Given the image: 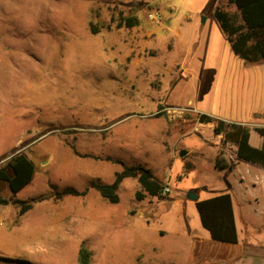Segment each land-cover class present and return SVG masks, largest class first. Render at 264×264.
Listing matches in <instances>:
<instances>
[{"label":"rangeland","instance_id":"374dc122","mask_svg":"<svg viewBox=\"0 0 264 264\" xmlns=\"http://www.w3.org/2000/svg\"><path fill=\"white\" fill-rule=\"evenodd\" d=\"M215 6L236 11L225 0H0V167L11 173L19 153L34 164L16 192L0 180L1 197L31 204H0V264H77L81 243L90 264H168L190 247L174 234L205 232L187 194L220 186V140L187 101L205 106L221 57ZM126 16L138 24L118 26ZM121 162L149 167L169 191L137 199L125 178L116 203L92 187L51 196L109 183ZM134 234L159 251L139 255Z\"/></svg>","mask_w":264,"mask_h":264},{"label":"crops","instance_id":"0c3cea01","mask_svg":"<svg viewBox=\"0 0 264 264\" xmlns=\"http://www.w3.org/2000/svg\"><path fill=\"white\" fill-rule=\"evenodd\" d=\"M209 71L212 79L210 88L205 91L208 95L206 104L199 107L193 100H188L192 110L251 128L264 126V62L243 61L232 52L226 39L218 63ZM197 124L209 132L212 130L211 122L198 121ZM214 136L220 140L212 154L213 169L220 186L197 200L225 192L230 194L237 242L213 240L203 227L205 232L195 230L190 234H174L175 237L186 235L191 242L188 248L180 247V258L168 264H264V165L239 158L236 145L224 143L222 133ZM249 141L264 148V139L253 129ZM185 152L187 155L192 153L190 148ZM134 235L139 255L144 254L147 245L154 252L159 251V245L137 242L138 234Z\"/></svg>","mask_w":264,"mask_h":264},{"label":"trees","instance_id":"16d2710c","mask_svg":"<svg viewBox=\"0 0 264 264\" xmlns=\"http://www.w3.org/2000/svg\"><path fill=\"white\" fill-rule=\"evenodd\" d=\"M232 3L235 12H229L220 6H215L213 15L225 34L232 52L245 62H264V0H225ZM238 14V15H237ZM138 24L136 16H126L117 22L118 26H134ZM200 122H212L214 134H223L224 143L236 145V155L250 162L264 165V148L256 147L249 141L251 129L264 139V126L251 128L246 124L235 121H224L219 118L201 113ZM115 172L113 180L109 183L94 182L81 190L73 187H64L54 190L51 196L61 199L64 195L81 196L89 187L98 191L100 196L110 203L119 200L118 188L125 178H135L138 188L134 197L142 199L145 196L161 195L164 183L158 180L152 170L144 165H125ZM6 167H0V180L6 182L12 192L18 191L26 185L34 173L33 162L23 153L12 156L6 163ZM18 203L19 213H23L31 207V204L21 199L8 201L0 196V204ZM195 208L199 215L200 224L205 228L211 239L222 242H237V233L231 196L228 192L211 196L205 199L195 200ZM91 251L81 243L77 253V264H90Z\"/></svg>","mask_w":264,"mask_h":264},{"label":"built area","instance_id":"2783aa9c","mask_svg":"<svg viewBox=\"0 0 264 264\" xmlns=\"http://www.w3.org/2000/svg\"><path fill=\"white\" fill-rule=\"evenodd\" d=\"M146 16H147V18L150 21H152L154 23H157L158 24L160 22V19H159V16H158V12L157 11H148L147 14H146ZM163 191L164 192H167V191H169V188L167 186H164L163 187Z\"/></svg>","mask_w":264,"mask_h":264},{"label":"water","instance_id":"95a60500","mask_svg":"<svg viewBox=\"0 0 264 264\" xmlns=\"http://www.w3.org/2000/svg\"><path fill=\"white\" fill-rule=\"evenodd\" d=\"M182 153H185V151L182 152ZM187 196H188L189 198L193 199V200H196V199H197V196H196L195 194H193L192 192H188Z\"/></svg>","mask_w":264,"mask_h":264}]
</instances>
